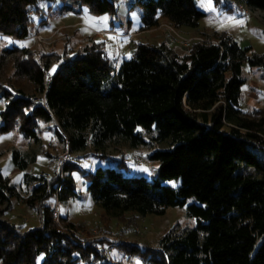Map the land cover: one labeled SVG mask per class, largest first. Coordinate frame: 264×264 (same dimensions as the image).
<instances>
[{
	"label": "trees",
	"instance_id": "1",
	"mask_svg": "<svg viewBox=\"0 0 264 264\" xmlns=\"http://www.w3.org/2000/svg\"><path fill=\"white\" fill-rule=\"evenodd\" d=\"M43 0H0V35L14 40L30 37L32 14ZM62 12L117 16L116 0H69ZM218 6L223 0H213ZM264 11V0H235ZM139 9V31L157 28L162 20L177 29L197 30L206 14L194 0H133ZM130 22V20H129ZM207 43H194L181 56L166 45L136 44L133 57L116 71L101 44L86 46L83 54L66 57L49 81L54 61L39 63L28 47L13 46L0 55V73L11 61L16 78H25L33 103L23 89L0 84V136L17 134L40 142L42 124H54L68 138L70 153L89 146L102 152L111 146L137 148L144 135L168 142L150 159L159 163L157 177L130 178L112 169L81 173L87 191L107 214L165 215L170 207H186L194 227L171 230L149 248L138 245L127 254L141 264H264V115L240 109L247 81L243 65L264 69V54L252 53L227 32L215 33ZM211 41L217 42L212 44ZM56 134L66 143L58 129ZM17 170L26 172L35 157L11 148ZM75 165L65 167L64 178L47 180L24 174L31 186L24 199L9 176L0 172V206L13 199L39 208L41 227L20 233L0 217V264H123L107 263L94 244L71 232L73 223H61L45 203L57 196L61 204L77 197ZM175 181V185L165 184ZM193 199L195 202L189 204ZM4 210V211H5ZM4 211L0 212V216Z\"/></svg>",
	"mask_w": 264,
	"mask_h": 264
},
{
	"label": "rangeland",
	"instance_id": "2",
	"mask_svg": "<svg viewBox=\"0 0 264 264\" xmlns=\"http://www.w3.org/2000/svg\"><path fill=\"white\" fill-rule=\"evenodd\" d=\"M116 1L119 11L114 17L107 14L92 15L86 6L82 7L79 14L62 12L64 6L70 5L69 0H43L39 4L40 11H34L31 16L30 37L20 41L0 35V55L3 50L13 46L30 48L39 63L45 56L53 55L51 57L54 63L46 73V81H49L60 64L58 57H61L58 58L59 61H64L66 57L83 54L86 46L101 43L106 47V54L116 71L124 60L133 57L136 44L154 47L166 45L176 54L184 56L194 43H207L208 38L222 31L231 35L240 46L252 47V53L264 54V11L249 9L235 0H223L218 6L212 0L211 11L207 10L202 0H194L196 7L206 14L197 30L177 29L162 20L157 28L144 32L139 31V9H130L133 0ZM168 27H174L180 37L191 41L173 38ZM211 42L217 44L215 41ZM243 76L247 83L242 91L240 109L246 113L259 111L264 115V69H251L248 64H244ZM0 84L9 89H23L33 103L42 99L40 95H33V88L25 78L15 77L10 60L0 73ZM2 109L4 103L0 102V110ZM56 129L58 128L54 124H42L39 143L26 141L17 134L0 136V142H8L12 148L35 157V162L25 172L32 176L47 180L62 179L67 174L58 160H66V166L71 163L75 165L73 177L77 197L61 204L55 196L45 204L53 210L60 229L66 230L60 220L63 216L67 219L66 223H73L76 227L71 233L84 243L94 244L106 257L107 263L141 264L137 258L127 254V249L135 245L156 248L160 239L171 230L196 226V222L187 217L186 207H170L162 216L125 213L121 217H115L107 214L87 191L88 183L80 170L89 173L97 169H112L123 177H144L154 181L159 163L151 160L150 156L156 150L169 148L168 142L159 144L154 140L155 132L145 134V144L137 148L119 145L97 152L89 146L84 152L67 155V144L60 140ZM14 168L11 153L7 151L1 154L0 172L10 177L25 199L31 186L23 181L25 173L15 171ZM165 184L175 185L176 182ZM194 202L191 199L189 204ZM5 209L6 206H0V212ZM0 217L19 227L20 233L41 227L39 208H30L17 199L12 200L10 208Z\"/></svg>",
	"mask_w": 264,
	"mask_h": 264
},
{
	"label": "built area",
	"instance_id": "3",
	"mask_svg": "<svg viewBox=\"0 0 264 264\" xmlns=\"http://www.w3.org/2000/svg\"><path fill=\"white\" fill-rule=\"evenodd\" d=\"M167 29H168V31H170V33H171V35H172L173 38L182 39V40H184L186 42L187 41H189V42L191 41V40L183 39V37H180V35L178 34V32H176V30L174 29V27H168ZM212 44H216V43H212ZM57 128H58L59 132L61 133L62 137L66 141V144H67V155H69L70 154V150H69L68 138L66 137V135L64 134V132L60 129V127L57 126ZM66 162H67L66 160L65 161L64 160H58V163H59V165L61 166L62 169H64L66 167Z\"/></svg>",
	"mask_w": 264,
	"mask_h": 264
},
{
	"label": "crops",
	"instance_id": "4",
	"mask_svg": "<svg viewBox=\"0 0 264 264\" xmlns=\"http://www.w3.org/2000/svg\"><path fill=\"white\" fill-rule=\"evenodd\" d=\"M11 145H9V143L8 142H5V141H1L0 142V155L1 154H3V153H5V152H10V150H11ZM13 170H15V171H19V170H17L16 168H14ZM20 172V171H19Z\"/></svg>",
	"mask_w": 264,
	"mask_h": 264
},
{
	"label": "snow or ice",
	"instance_id": "5",
	"mask_svg": "<svg viewBox=\"0 0 264 264\" xmlns=\"http://www.w3.org/2000/svg\"><path fill=\"white\" fill-rule=\"evenodd\" d=\"M202 3H205L207 6V10H212V0H202Z\"/></svg>",
	"mask_w": 264,
	"mask_h": 264
}]
</instances>
